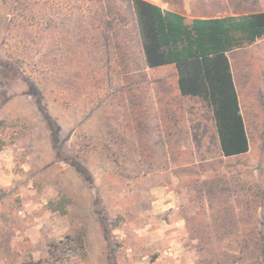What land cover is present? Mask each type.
<instances>
[{
  "label": "rangeland",
  "instance_id": "rangeland-1",
  "mask_svg": "<svg viewBox=\"0 0 264 264\" xmlns=\"http://www.w3.org/2000/svg\"><path fill=\"white\" fill-rule=\"evenodd\" d=\"M132 19L127 0H0V264L58 240L57 264H264V39L229 53L250 149L223 156L212 109L175 65L145 66Z\"/></svg>",
  "mask_w": 264,
  "mask_h": 264
},
{
  "label": "trees",
  "instance_id": "trees-1",
  "mask_svg": "<svg viewBox=\"0 0 264 264\" xmlns=\"http://www.w3.org/2000/svg\"><path fill=\"white\" fill-rule=\"evenodd\" d=\"M127 1L145 66L175 65L181 94L200 98L212 109L221 154L248 152L249 138L227 53L254 44L264 36V11L188 21L185 15L149 0ZM67 203L66 197L60 196L46 207L50 212L64 214ZM68 250L69 241H52L48 257L31 264H57L66 252L72 253Z\"/></svg>",
  "mask_w": 264,
  "mask_h": 264
},
{
  "label": "crops",
  "instance_id": "crops-1",
  "mask_svg": "<svg viewBox=\"0 0 264 264\" xmlns=\"http://www.w3.org/2000/svg\"><path fill=\"white\" fill-rule=\"evenodd\" d=\"M149 1L154 2V3L162 6L163 8L170 9L172 11H175V12H178V13H181V14L185 15L188 21H190V20H192L193 18H196V17L213 18V17L226 16V15H241V14H250V13L263 12L264 11V0H236V11H222V12H216L219 9H216L214 6H212V9H211L209 7L210 6L209 4L205 5L203 3H200L198 0H184L185 5L183 7L167 6L166 3L163 2V1H155V0H149ZM259 1L262 3L263 6L261 8H256L255 4L258 3ZM189 3H192V4H198L199 3L200 5L197 6V8H195V7H193V5H191V4L189 5ZM201 4H203V5H201ZM262 39H264V36L262 38L258 39L255 43H257L258 41H260ZM251 45H253V44H251ZM238 49H241V48H237V49H234L232 51H235V50H238ZM232 51H230V52H232ZM230 52H228L227 54H228V57H229V60H230V63H231L232 75H233L234 83H235L236 90H237V93H238L241 113L243 115L244 122H245V125H246L245 115H244V112H243V109H242V105H241V96H240V93H239V88L237 86L236 57L231 59V57L229 55ZM251 55L252 54L244 53V54H241L240 57L248 58V57H251ZM258 56H261V58L264 59V53L261 54V55L258 54ZM177 83H178V78H177ZM178 87H179V85H178ZM246 130H247V126H246ZM247 134H248V131H247ZM218 138H219V135H218ZM248 138H249V136H248ZM249 144H250V140H249ZM220 152L222 153L221 147H220ZM239 155H241V154H239ZM223 156H225V155H223Z\"/></svg>",
  "mask_w": 264,
  "mask_h": 264
}]
</instances>
